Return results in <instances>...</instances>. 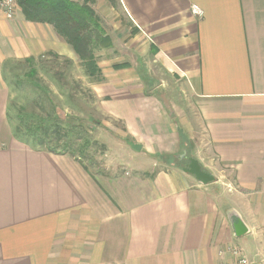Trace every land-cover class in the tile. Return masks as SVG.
Here are the masks:
<instances>
[{"label": "crops", "instance_id": "crops-1", "mask_svg": "<svg viewBox=\"0 0 264 264\" xmlns=\"http://www.w3.org/2000/svg\"><path fill=\"white\" fill-rule=\"evenodd\" d=\"M119 7L137 40L184 80L195 116L181 139L129 63H99L105 81L93 86L96 97L146 153L177 155L193 133L199 162L219 177L203 184L167 163L152 175H94L69 154L18 140L0 88V264H264V0ZM51 51L75 55L50 25L21 11L9 19L0 7V68ZM233 211L248 229L242 235Z\"/></svg>", "mask_w": 264, "mask_h": 264}, {"label": "rangeland", "instance_id": "rangeland-1", "mask_svg": "<svg viewBox=\"0 0 264 264\" xmlns=\"http://www.w3.org/2000/svg\"><path fill=\"white\" fill-rule=\"evenodd\" d=\"M98 2L99 11L104 14L103 25L112 42L110 47L96 50L98 63L110 70L116 64H132L144 92L162 102L172 116L174 126L180 130L181 139L187 137L181 127H187L195 114L184 80L147 51L144 40H137L136 32L120 7H113L107 0ZM98 83L101 82L88 73L85 62L76 53L70 58L51 51L40 56L9 60L0 68V88L8 94L7 111H11L13 122H16V112L24 107L51 120L49 138L53 142L57 137L52 133V123L56 129L61 128L63 135L66 129L73 127L81 137L96 140L97 144L92 143L87 155L82 156L84 164L94 175H152L164 167L163 163L179 165L180 168L186 166L179 160L185 150L188 151L187 157L198 159L201 156L200 143L193 133L191 139L183 143L178 156L174 155L177 156L175 160L146 153L126 130L122 119L108 112L106 99L96 97L93 86ZM81 144L82 141H77L74 148ZM204 169L219 177L218 171ZM227 183L224 179L225 188Z\"/></svg>", "mask_w": 264, "mask_h": 264}, {"label": "trees", "instance_id": "trees-1", "mask_svg": "<svg viewBox=\"0 0 264 264\" xmlns=\"http://www.w3.org/2000/svg\"><path fill=\"white\" fill-rule=\"evenodd\" d=\"M113 7L120 6V0H107ZM96 0H18L20 11L26 20L50 25L57 35L71 46L73 51L86 65L88 73L97 81L105 80L98 63L96 50L110 47L112 42L103 25V19L94 8ZM129 64H117L116 68L127 67ZM35 71V70H34ZM16 122L13 115L7 111V118L13 125L15 137L37 150H45L55 154H69L79 160L86 169L82 156L97 141L69 127L66 134H61V128L56 129L52 123L55 142L49 138L51 120L30 112L24 107L16 112ZM48 122V124H47ZM52 134V135H53ZM77 141H82L79 148H74ZM175 160V156H167ZM179 164V163H178ZM179 166V165H176Z\"/></svg>", "mask_w": 264, "mask_h": 264}, {"label": "water", "instance_id": "water-1", "mask_svg": "<svg viewBox=\"0 0 264 264\" xmlns=\"http://www.w3.org/2000/svg\"><path fill=\"white\" fill-rule=\"evenodd\" d=\"M187 150L184 151V153L181 155V157H185L187 154ZM189 164L186 166H183L182 169L189 173L194 175L198 181H200L203 184H208L211 182L216 181V177L204 169V167L201 165L199 160L195 157H188ZM234 217L232 218L231 222L235 228L236 235H242L248 231L245 223L243 220L239 217V215L233 211Z\"/></svg>", "mask_w": 264, "mask_h": 264}, {"label": "built area", "instance_id": "built-area-1", "mask_svg": "<svg viewBox=\"0 0 264 264\" xmlns=\"http://www.w3.org/2000/svg\"><path fill=\"white\" fill-rule=\"evenodd\" d=\"M17 3V0H0V7L3 9L7 18L13 19L16 16L17 12L20 10ZM192 11L199 17L204 14L203 9L198 5H193ZM240 264H251V262H249L247 258H242Z\"/></svg>", "mask_w": 264, "mask_h": 264}, {"label": "flooded vegetation", "instance_id": "flooded-vegetation-1", "mask_svg": "<svg viewBox=\"0 0 264 264\" xmlns=\"http://www.w3.org/2000/svg\"><path fill=\"white\" fill-rule=\"evenodd\" d=\"M182 155V154H181ZM181 155L179 156V160L184 164H186V165H188L189 164V159H188V157L187 156H185V157H181ZM178 156V155H177ZM176 156V157H177Z\"/></svg>", "mask_w": 264, "mask_h": 264}]
</instances>
